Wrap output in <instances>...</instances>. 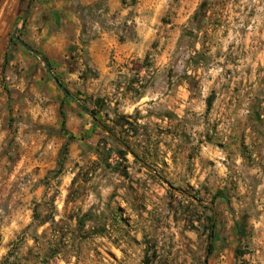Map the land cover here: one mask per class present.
<instances>
[{
    "label": "rangeland",
    "instance_id": "374dc122",
    "mask_svg": "<svg viewBox=\"0 0 264 264\" xmlns=\"http://www.w3.org/2000/svg\"><path fill=\"white\" fill-rule=\"evenodd\" d=\"M49 2L0 0V264H264V0Z\"/></svg>",
    "mask_w": 264,
    "mask_h": 264
},
{
    "label": "crops",
    "instance_id": "0c3cea01",
    "mask_svg": "<svg viewBox=\"0 0 264 264\" xmlns=\"http://www.w3.org/2000/svg\"><path fill=\"white\" fill-rule=\"evenodd\" d=\"M97 5L101 8V10H105L107 8H109L110 10H116L120 5V0H50L49 4H47V6H44L49 17L47 24L52 25V28H56V26L53 25H61L62 23H66L67 21L70 23H76V13L72 9L73 7L79 6L87 10H94V7ZM47 32L48 30H46L45 33ZM93 45L96 44H92L89 48V51L91 50L92 55H95ZM124 51L127 52L123 54V57H129L130 49ZM101 52L105 53L106 49L102 48Z\"/></svg>",
    "mask_w": 264,
    "mask_h": 264
},
{
    "label": "water",
    "instance_id": "95a60500",
    "mask_svg": "<svg viewBox=\"0 0 264 264\" xmlns=\"http://www.w3.org/2000/svg\"><path fill=\"white\" fill-rule=\"evenodd\" d=\"M23 24V23H22ZM18 29H15L12 35V38L14 39V41L19 44L20 46H22L23 48H25L27 51H29L32 54H35L36 56H39L38 53L34 52L31 48H29L26 44H24L23 42H21L16 34H17ZM43 65L44 68L46 70V72L51 76L52 80L55 82V84L57 85L58 89L61 90L63 92V94L65 96H67L69 99L73 100L72 97L68 94V92L60 85V83L57 81V79L52 75L49 65L43 61ZM207 255H208V251L205 254V258H204V262L203 264H206V260H207Z\"/></svg>",
    "mask_w": 264,
    "mask_h": 264
},
{
    "label": "trees",
    "instance_id": "16d2710c",
    "mask_svg": "<svg viewBox=\"0 0 264 264\" xmlns=\"http://www.w3.org/2000/svg\"><path fill=\"white\" fill-rule=\"evenodd\" d=\"M57 81L59 82L58 79H57ZM91 113H92V115L95 117L94 112L92 111ZM120 119H123V118H120ZM62 125H64V124H62ZM104 128H105V130H108L109 132L112 133L111 129L108 128L106 125H104ZM118 153H120L121 155L125 154V152L122 151V150H119ZM210 211H211V210H210ZM211 212H212V211H211ZM213 229H214V226H213V224H212V221L210 220V226H209V232H208V239H209V240H210L211 238L214 237ZM211 248H212V246L210 245V246H209V251L211 250Z\"/></svg>",
    "mask_w": 264,
    "mask_h": 264
}]
</instances>
